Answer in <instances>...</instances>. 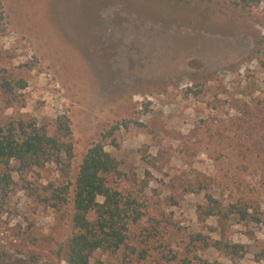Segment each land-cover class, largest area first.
Returning <instances> with one entry per match:
<instances>
[{
    "label": "rangeland",
    "instance_id": "1",
    "mask_svg": "<svg viewBox=\"0 0 264 264\" xmlns=\"http://www.w3.org/2000/svg\"><path fill=\"white\" fill-rule=\"evenodd\" d=\"M0 3V120L23 113L52 133L65 115L74 154L24 172L10 162L0 264H67L82 157L123 120L118 146L104 149L150 219L130 223L118 251L94 250L91 264H264V0ZM207 193L246 217L207 214ZM215 240L223 247L207 245Z\"/></svg>",
    "mask_w": 264,
    "mask_h": 264
},
{
    "label": "trees",
    "instance_id": "2",
    "mask_svg": "<svg viewBox=\"0 0 264 264\" xmlns=\"http://www.w3.org/2000/svg\"><path fill=\"white\" fill-rule=\"evenodd\" d=\"M241 1V0H240ZM247 5L260 0H242ZM2 19L0 3V21ZM24 88V82H17ZM2 87L10 93L12 83L3 76ZM127 128L126 121L117 122L101 133L99 139L91 144L84 153L72 189L73 226L77 228L68 240L65 261L67 264H91L90 256L94 250L103 249L118 251L126 243L130 223L139 220L149 221L146 212L140 209V203L130 192L119 186L121 172L117 160L104 149L106 144L118 146L116 131ZM257 152H264V144H258ZM71 127L67 116L61 115L55 123V131L25 116L23 113L7 116L0 120V190L10 183V162L17 163L16 172H24L33 168H42L48 163L69 165L73 157ZM68 187L60 188L54 197L60 203L67 202ZM102 197V201L97 198ZM208 201L209 215L228 217L229 213H238L244 219L246 210L237 204L228 207L214 204L211 194L205 195ZM57 205V204H55ZM210 243V242H208ZM208 246H221L215 240ZM214 243V244H213ZM232 253L243 249L242 244H227ZM93 264H104L96 260ZM220 264V263H211Z\"/></svg>",
    "mask_w": 264,
    "mask_h": 264
}]
</instances>
